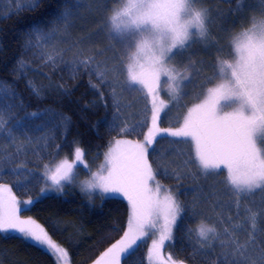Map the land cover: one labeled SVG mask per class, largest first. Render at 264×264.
Wrapping results in <instances>:
<instances>
[{
	"label": "trees",
	"instance_id": "trees-1",
	"mask_svg": "<svg viewBox=\"0 0 264 264\" xmlns=\"http://www.w3.org/2000/svg\"><path fill=\"white\" fill-rule=\"evenodd\" d=\"M125 1L0 0V186L19 201L40 196L45 170L63 158L100 157L116 141L146 139L155 102L108 35ZM200 1L223 44L264 20V0ZM216 62L208 85L217 77ZM186 117L173 121L168 111L147 155L154 197L170 193L178 217L158 261L264 264V185L238 192L224 170L205 174L194 143L170 134ZM83 189L70 185L23 211L71 264L96 263L138 226L127 200ZM199 224L219 230V237L204 247ZM149 250V241L139 243L120 264H150ZM0 264L58 263L39 245L0 233Z\"/></svg>",
	"mask_w": 264,
	"mask_h": 264
},
{
	"label": "rangeland",
	"instance_id": "rangeland-1",
	"mask_svg": "<svg viewBox=\"0 0 264 264\" xmlns=\"http://www.w3.org/2000/svg\"><path fill=\"white\" fill-rule=\"evenodd\" d=\"M257 23L223 44L200 0H126L114 13L108 35L118 40L131 75L155 102L146 139L116 141L100 157L76 154L57 161L45 170L40 196L27 202L0 186V233L19 235L48 251L58 264H71L47 230L25 219L23 211L77 184L91 194L127 200L138 225L94 264H120L125 251L144 241L150 242V264H162L158 260L178 222L177 208L170 193L159 191L155 198L147 155L168 111L173 121L187 114L170 134L195 143L205 174L224 170L238 192L264 185V20ZM215 60L217 77L208 85ZM196 233L204 247L219 237V230L206 224H199Z\"/></svg>",
	"mask_w": 264,
	"mask_h": 264
}]
</instances>
